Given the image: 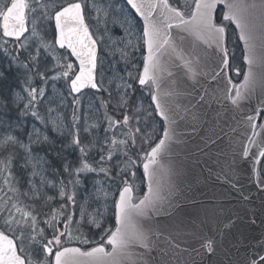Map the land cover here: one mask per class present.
I'll use <instances>...</instances> for the list:
<instances>
[{
    "label": "snow or ice",
    "instance_id": "1",
    "mask_svg": "<svg viewBox=\"0 0 264 264\" xmlns=\"http://www.w3.org/2000/svg\"><path fill=\"white\" fill-rule=\"evenodd\" d=\"M22 4L21 18L6 20L12 0H0V39L6 40L0 48V176L4 177L9 188H14L19 194L27 211L20 209L21 200L16 195L0 206V264H69V260L74 261L77 257L96 254L110 257L119 255L120 264H140L137 249H149L150 245L144 239L137 220L145 214H154L157 210L154 205L170 199L176 187L170 179L173 174L171 161L161 163L157 157L169 150L166 144L177 136L178 120L200 125L204 121L196 111L198 105L204 103L209 95L219 100L214 93L205 91L201 94L198 86H201V76L216 79V75L206 71L208 48L213 43L220 46L221 34L226 33L229 23L235 24L240 30V39L248 45L243 57L249 71L243 73L244 79L240 83L229 81L236 91L235 96H226L225 102L230 101L253 130L257 127L261 129L259 143L264 145V124L259 123L264 109L251 115L241 111L244 107L242 102L251 99L257 85L254 66L264 67V43L258 55L251 44L255 39L254 26L249 22L248 15L249 9L255 5L246 3V0H194V8L185 4L183 7L190 11L181 13L170 9L169 0H127L128 7L142 25V32L134 31L126 19L120 24L113 21L112 27L121 29L126 26L118 35L120 39L117 43L124 45L125 51L133 48L130 53L132 59L133 53L142 46V64H132V59L126 60L125 64L130 65L129 69L136 74L132 77L130 72L129 79H134L144 89V95L151 98V104L136 110L135 90L129 84L130 92L125 93L127 100L119 108L120 115L115 116L114 120L109 117L106 127L101 123L94 130L95 135L90 136L89 129L83 127L86 136L82 142L76 107L85 92L103 90L99 87L103 81L97 79L99 45L104 42L103 33L101 39L95 38L88 0H31V4L22 0ZM86 6L91 15L86 13ZM168 11L174 13L178 21L174 33L169 31L174 26L168 21ZM111 15L119 20L120 14L115 10L111 11ZM185 16L190 18L185 19ZM29 24L32 28L28 27ZM35 30L43 31L44 36H51L54 31L53 45L63 50L61 63L49 60L43 51H34V48H38ZM132 35L136 37L135 45L131 43ZM9 44L12 46L9 47ZM46 72L55 73V76H51L52 80L62 81L60 87L67 89V96L63 92L59 97L62 101L59 107H66L71 101V123L76 131H72L70 139L59 146L62 163L49 172L50 165L46 164L45 157L42 161L44 171L41 173L45 179L36 182V173L30 163L40 159V154L34 149L50 140L35 130L26 139L21 138L20 129L28 131L25 121L29 117L43 119L37 104L44 88H37L35 81H47L49 77L45 75ZM236 73L240 75L239 68ZM259 84L264 86V79ZM165 85L170 89L181 85L191 89L187 92L191 98L190 107L179 103H161V90ZM109 93L111 95L110 90ZM164 95H172V92H165ZM197 95L200 99L193 103ZM254 115L256 122H253ZM121 119L122 124L119 123ZM134 121L133 139L140 142L139 149L128 139V129ZM114 123L119 124V131L124 136L120 144L110 139V136L117 135ZM53 128L63 134L56 126L53 125ZM175 142L179 144L182 141L177 139ZM109 145H114L115 151ZM120 145L124 147L123 154L119 151ZM256 155L248 146L242 147L245 161L251 159L255 163ZM132 156H135V163ZM259 158L260 163L264 161V149L259 151ZM113 169H116L115 175ZM140 169L143 170L144 181H148V191L137 202L132 195L134 189L129 173L134 177ZM116 179H120L122 184L115 202L116 227L106 230L99 241H94L88 231L80 232L87 222L77 224L75 212H67L68 205L75 209L81 201L92 200L98 185L105 186L107 194ZM13 200H17V203L14 204ZM95 203L99 204L100 201L96 200ZM54 207L59 208V213L52 211ZM96 215L100 216L101 212L98 210ZM73 225H76L77 243L111 245L113 252H105L104 246L91 247L90 251L67 247L73 242L70 231ZM207 249L209 253L213 251L211 241L207 242ZM248 264H264V254L248 258Z\"/></svg>",
    "mask_w": 264,
    "mask_h": 264
},
{
    "label": "water",
    "instance_id": "2",
    "mask_svg": "<svg viewBox=\"0 0 264 264\" xmlns=\"http://www.w3.org/2000/svg\"><path fill=\"white\" fill-rule=\"evenodd\" d=\"M246 3L255 5L249 9L248 19L254 26L255 39L251 44L258 55L261 44L264 43V0H246ZM169 6L170 9L185 12L170 1ZM192 7L194 8V1ZM22 13V0H15L5 19L19 20ZM166 16L174 26L169 31L176 32L175 25L178 21L174 18V13L168 11ZM189 18L185 16V19ZM232 25L235 27L244 56L248 45L240 39V30L235 24ZM243 56L244 73L249 71V65ZM207 66L206 71L216 75V79L213 80L212 76H201L199 92L214 93L219 100L209 95L204 103L198 105L196 111L204 121L200 125L178 120L177 136L166 144V149L169 150L157 157L161 163L171 161L173 174L170 179L176 187L170 199L154 205L157 209L154 214H145L137 220L143 230L144 239L150 245L149 249H137L140 264H248V258L264 254V190H261L264 183L258 186L255 179L260 161L259 151L264 149V145L259 143L261 129L257 127L253 130L241 117L240 112L233 108L231 102H225V97L235 96L236 91L229 81L240 83L244 79L243 74L238 81L230 78L226 33L221 34L220 46L217 47L213 43L212 47L208 48ZM254 71L257 77L254 94L250 100L242 102L244 107L241 109L250 115L264 109V86L259 84V81L264 79V67L255 65ZM169 91L172 95H164ZM188 91L191 89L184 85L171 89L165 85L161 90V103H179L190 107L191 98L187 95ZM199 99L197 95L192 102L195 103ZM261 112L264 114V110ZM256 119L254 115L253 122H256ZM260 123L264 124V115ZM212 132L216 134L213 135ZM177 139L182 142L177 144ZM243 146H248L257 153L255 163L251 159H243ZM145 192L139 196L134 193L132 195L138 202ZM118 196L119 192L116 200ZM115 227L114 204L113 230ZM208 241L212 242L211 253L205 249ZM98 246L104 245L96 244L91 247ZM91 247L81 250L90 251ZM105 252H113L112 246L105 247ZM69 264H120V256L96 254L92 257H77L74 261L69 260Z\"/></svg>",
    "mask_w": 264,
    "mask_h": 264
},
{
    "label": "rangeland",
    "instance_id": "3",
    "mask_svg": "<svg viewBox=\"0 0 264 264\" xmlns=\"http://www.w3.org/2000/svg\"><path fill=\"white\" fill-rule=\"evenodd\" d=\"M26 3L31 4V0H26ZM88 4L92 9V19L94 20L92 30L95 32V38L98 40L101 39V33H103L104 42L99 45L101 51L99 54L97 79L103 81L99 86L104 91L102 90L99 93L87 91L82 97H80L81 103L77 105L76 111L77 115L80 117L79 128L82 142L86 136L84 128L89 129L88 134L90 136L95 135L96 133L94 130L98 129V126L101 123H103L106 127L109 117L113 120L115 119V116L109 113L108 106H123V102L127 100L125 93L130 92L129 84H131L132 88L135 90L133 95H135L137 100L136 110H142L151 104L148 96L144 95V89L135 86L134 79H129L130 72L132 77H135L136 75L134 71L129 69L130 65L125 64L126 60L132 59V57H130V53L133 51V48H128L127 51H125L124 45L117 43V40L120 39L118 35L122 34L121 31H123V28L126 26H122L121 29L119 27H112L113 21L120 24L126 19L130 27L137 33H140L142 32V26L138 22V19L135 17L124 0H88ZM49 7H51V3L49 4ZM112 10H115L116 13L120 14L119 20H117V17L111 15ZM86 13L91 15L87 6ZM28 26L29 28H32L31 24ZM35 32L38 48H34V51H43L44 55L47 56L49 60L52 59L56 64L61 63L63 51L57 50L53 45L52 39H54V31L51 33V36H44L43 31L41 30H35ZM127 42L128 41L126 39L125 43ZM5 43V39H0V48H2ZM131 43L133 45L136 44L135 35L131 36ZM11 46L12 45L9 44V47ZM227 46L230 54V75L236 79L240 76L237 75L236 69L239 68L241 74L245 65L242 63V50L240 44L237 41L235 31L231 25L227 27ZM142 55L143 51L141 46L140 50L133 53L132 64H142ZM45 75L48 76L49 79L47 81L40 80L38 86L35 85L37 88H44L42 97L39 99L37 104L38 110L43 119L37 120L29 117L25 121L28 131H25L23 128L20 129L21 138L26 139L28 135L35 130L42 136L46 135L50 140L49 143H42L39 145L38 149H34L35 151H39L40 154V159H34L30 163V167L36 173V182L45 179V177L41 175L44 171V164L42 161L45 160V157H47L46 164L50 165L49 172H51V168H55L57 165L62 163V155L60 154L61 150L59 146L70 139L72 131L74 133L76 131V129H73L71 123V101H68L66 107H59L62 104L59 97L63 95V92L64 95L67 96V89L63 90L60 87L61 83H63L62 81L52 80L51 76H55V73L51 74V72H46ZM119 123H123L122 119ZM53 125L60 131H63V134H59V132L53 128ZM113 127L117 131V135L110 136V139L115 140L117 144H120V141L124 139V136L119 131V124L114 123ZM100 134H102V129L100 130ZM109 147H112L115 151L114 145H109ZM119 151L120 153H123V145H120ZM132 159L135 163V159ZM262 162L263 166L264 161ZM0 167H2V165H0ZM130 174L135 192H142L143 178L141 173L138 171L134 177L131 172ZM4 175H7V173ZM125 175H127V173H125ZM2 180H4V177L0 176V181ZM119 180L120 179H116L111 183L110 192L107 194L105 186L98 185L97 189L93 192L92 200L85 199L84 201H81L75 209L72 205H68L70 211L75 212L77 224L87 222L85 228L80 229V232L87 233L88 231L90 238L94 241H99L101 235L108 230L112 224L110 220L113 216V204L119 188ZM69 191H71V188H69ZM12 195H16L17 199L21 200L19 203L20 209L22 211H27V208L25 207L22 199L19 197V194L15 192L14 188H9L6 182L5 185L0 188V206L6 203L7 199H10ZM106 195L107 200L105 201ZM57 199L60 198L57 196ZM96 200H99L100 203H95ZM13 203H17V200H13ZM98 210L101 212L100 216L96 215ZM92 221H96V223L93 224ZM98 224L99 226H97ZM75 228L76 225H73L72 229H70L73 234L72 243H76Z\"/></svg>",
    "mask_w": 264,
    "mask_h": 264
},
{
    "label": "trees",
    "instance_id": "4",
    "mask_svg": "<svg viewBox=\"0 0 264 264\" xmlns=\"http://www.w3.org/2000/svg\"><path fill=\"white\" fill-rule=\"evenodd\" d=\"M175 2H177L178 4H181V5H185L188 3L187 0H174ZM109 113L114 116L116 115H120V112L116 111L115 109H110L108 110ZM122 112V111H121ZM125 114H127V110L125 111ZM136 127V124H135V121L132 123L131 127L128 129V139L132 141V143L134 144V146L139 149V145H140V142L138 140H134L133 139V133H134V129ZM123 152H124V147H123ZM123 154V153H121ZM132 158H135V156H132ZM113 174H116V169H113ZM5 185V180H2L0 181V188H2L3 186ZM0 202H1V199H0ZM52 211L54 213H59V208L57 207H54L52 209ZM67 212L70 214V209H69V206L67 208ZM59 218V217H57ZM41 219H43V217H41Z\"/></svg>",
    "mask_w": 264,
    "mask_h": 264
},
{
    "label": "bare ground",
    "instance_id": "5",
    "mask_svg": "<svg viewBox=\"0 0 264 264\" xmlns=\"http://www.w3.org/2000/svg\"><path fill=\"white\" fill-rule=\"evenodd\" d=\"M115 110L119 112V108H116Z\"/></svg>",
    "mask_w": 264,
    "mask_h": 264
}]
</instances>
